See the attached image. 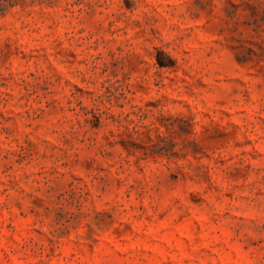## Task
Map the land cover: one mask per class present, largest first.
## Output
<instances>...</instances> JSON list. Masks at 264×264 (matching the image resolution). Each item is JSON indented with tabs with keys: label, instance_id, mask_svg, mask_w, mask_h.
I'll return each mask as SVG.
<instances>
[{
	"label": "rangeland",
	"instance_id": "1",
	"mask_svg": "<svg viewBox=\"0 0 264 264\" xmlns=\"http://www.w3.org/2000/svg\"><path fill=\"white\" fill-rule=\"evenodd\" d=\"M0 264H264V0H0Z\"/></svg>",
	"mask_w": 264,
	"mask_h": 264
}]
</instances>
